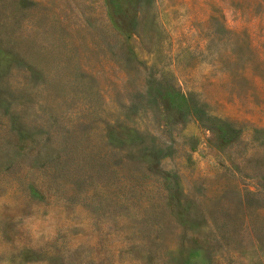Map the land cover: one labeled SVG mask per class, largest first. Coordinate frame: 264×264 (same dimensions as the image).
<instances>
[{"label": "rangeland", "instance_id": "obj_1", "mask_svg": "<svg viewBox=\"0 0 264 264\" xmlns=\"http://www.w3.org/2000/svg\"><path fill=\"white\" fill-rule=\"evenodd\" d=\"M112 1L0 0V264H264V0Z\"/></svg>", "mask_w": 264, "mask_h": 264}, {"label": "trees", "instance_id": "obj_2", "mask_svg": "<svg viewBox=\"0 0 264 264\" xmlns=\"http://www.w3.org/2000/svg\"><path fill=\"white\" fill-rule=\"evenodd\" d=\"M136 1L142 2L145 0H136ZM112 7H113L114 16L117 17V16L125 15V12L122 10V7L119 1L113 0ZM164 97L168 99L169 104L173 106V108H175L183 116H186L189 113L188 112L189 105L183 94L178 93V92L174 94L166 92V94H164ZM218 129H219L221 137L226 141H229L232 138V136L236 133L234 130L230 128V126L227 123H222L220 126L218 125Z\"/></svg>", "mask_w": 264, "mask_h": 264}]
</instances>
